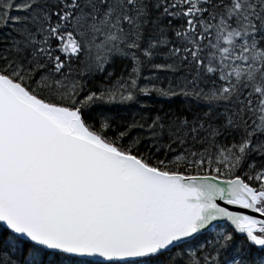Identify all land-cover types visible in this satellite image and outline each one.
<instances>
[{"label": "snow or ice", "instance_id": "6c2138e0", "mask_svg": "<svg viewBox=\"0 0 264 264\" xmlns=\"http://www.w3.org/2000/svg\"><path fill=\"white\" fill-rule=\"evenodd\" d=\"M0 264H264V0H0Z\"/></svg>", "mask_w": 264, "mask_h": 264}]
</instances>
